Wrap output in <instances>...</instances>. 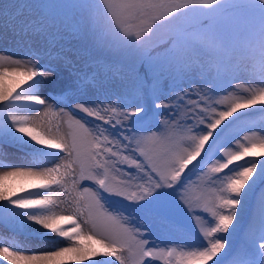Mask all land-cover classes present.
Masks as SVG:
<instances>
[{"label": "snow or ice", "instance_id": "6c2138e0", "mask_svg": "<svg viewBox=\"0 0 264 264\" xmlns=\"http://www.w3.org/2000/svg\"><path fill=\"white\" fill-rule=\"evenodd\" d=\"M24 10L34 14L27 23ZM30 26L53 40L70 30L113 59L54 92L47 85L57 67L39 55L0 57V159L11 147L27 160L0 164V226L53 243L31 254L0 246V257L264 264V193L258 219L241 227L250 193L264 185V160L238 163L264 156V121L247 119L264 114V0H0V30L20 35ZM198 69L208 71L199 81ZM11 76L15 85L3 87ZM233 126L242 137L226 132ZM60 204L69 214L55 211ZM185 214L190 224L180 221Z\"/></svg>", "mask_w": 264, "mask_h": 264}, {"label": "rangeland", "instance_id": "374dc122", "mask_svg": "<svg viewBox=\"0 0 264 264\" xmlns=\"http://www.w3.org/2000/svg\"><path fill=\"white\" fill-rule=\"evenodd\" d=\"M43 2L58 6L64 5L65 2L62 0H43ZM71 0H68L70 3ZM67 3V4H68ZM58 12L65 11L62 8H54ZM34 16L33 13H30ZM28 15L24 14L23 19L25 23L29 17ZM31 18V17H30ZM64 36L61 40L55 39L45 36L43 34L38 33L35 31L31 26L26 29V31L20 35L14 34L12 32L0 30V57L11 56L14 59H24L26 57H30L33 55H39L43 63L50 64L53 67H57V77L50 81L47 85L48 89L54 92H59L65 86L71 83L74 76L78 72L82 71H96L97 65H100L99 71L103 72L106 71V68L103 67L106 61L113 59L110 53L97 50L91 46L85 40L80 39L79 37H75L73 35L68 34L70 30L62 29ZM92 50L95 51L96 55L98 56L96 59L91 58L90 54ZM102 60V61H101ZM5 66H7V61H0ZM208 75V71L204 70L203 73L200 72L198 69L196 74L192 77L193 79L199 81L202 76ZM18 77L11 76L2 82L3 87L11 88L17 82ZM119 80V77L117 78ZM24 87V85H21ZM206 87V86H205ZM20 89L18 88L17 91ZM224 93H221L223 95ZM23 103V102H21ZM260 105H256L255 108H259ZM245 111L252 112V109H247ZM17 114L25 115L27 114L25 111L21 110ZM35 115V113H33ZM91 119V118H89ZM250 123H254L257 127L260 126V122L264 121V114H260L256 112L254 115L247 118ZM66 129V125L65 128ZM227 133L231 135H235L236 132H240V127L233 126L232 129L226 130ZM242 137L243 132H240ZM27 139V138H25ZM235 148V144L233 141V145ZM6 158L0 159V164H25L27 160L22 152L18 151L15 148L6 147L5 148ZM4 155L0 153V156ZM248 159H258L264 160V156H257V157H245L238 163H244L245 160ZM6 169L0 168V171H4ZM191 175V174H190ZM192 180L195 181L196 177L193 176ZM88 184L89 182H84ZM33 191V190H30ZM264 193V185H258L257 188L252 191L248 197L246 207L242 209L241 212V227H245L249 224V222L253 218H257L259 216V199L261 194ZM199 191L193 186L192 195L195 198L199 195ZM21 196L27 195V193H20ZM112 200L116 201V207L124 209L125 212H131V206L123 201L121 198L112 197ZM3 203V202H0ZM61 209H67V204H60L59 208L55 209L58 214H69L67 211L61 212ZM180 221H184V224H190L191 220L189 215L185 214L182 215ZM64 227H71V225L65 224L60 225ZM39 228L40 226H34ZM195 231V229H193ZM46 232L49 236L54 237L60 243L56 244L55 246H65L66 242L62 240V238L55 237L54 233L47 232V230H42ZM25 232H18V233H11L4 228H0V246H7L13 248L15 250L17 247L23 248L25 254H31L33 251H40V250H47L53 247V243L51 240L45 239L44 235L41 232L32 231L30 233L23 234ZM240 237L242 234H238ZM237 235V236H238ZM155 237H153L154 239ZM173 237L161 236V240H168ZM175 239L179 240L182 238L180 233H176L174 236ZM235 241L239 243V240L235 237ZM160 243V241H157ZM163 246V245H161ZM96 259H106L105 257H96ZM0 264H9L8 261H4L2 257H0ZM81 264H89V261H83ZM155 264H163L162 261H156Z\"/></svg>", "mask_w": 264, "mask_h": 264}, {"label": "trees", "instance_id": "16d2710c", "mask_svg": "<svg viewBox=\"0 0 264 264\" xmlns=\"http://www.w3.org/2000/svg\"><path fill=\"white\" fill-rule=\"evenodd\" d=\"M62 2H65V4H67V3H68V0H62ZM51 5H52V3H51ZM24 14L28 15L27 17H29V19H31V18L34 17V16H33L32 14H30L27 10H24ZM30 17H31V18H30ZM29 19H28V20H29ZM28 20H27V21H28ZM53 31H54V30H53ZM61 32H62V34H64L62 30H61ZM57 36H58V38L61 37L60 35H57ZM95 55H96L95 51L92 50V52H91V54H90V57L96 59L98 56H95ZM0 227H1V226H0Z\"/></svg>", "mask_w": 264, "mask_h": 264}]
</instances>
